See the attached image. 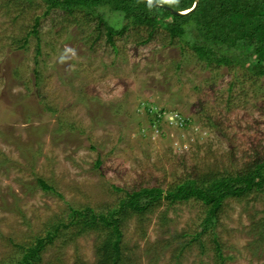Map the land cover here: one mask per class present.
<instances>
[{
    "label": "rangeland",
    "instance_id": "obj_1",
    "mask_svg": "<svg viewBox=\"0 0 264 264\" xmlns=\"http://www.w3.org/2000/svg\"><path fill=\"white\" fill-rule=\"evenodd\" d=\"M108 16L114 29L124 24ZM147 37L148 28L129 26L109 41L82 13L73 19L46 14L38 0H0V264L68 224L70 207L106 214L126 192L165 194L189 177L264 161V79L206 67L164 30ZM168 201L121 219L118 264H175L176 250L180 264H264V243L249 229L252 216L264 217V188L223 201L203 234L206 205ZM76 227L46 245L39 264H99L109 230L76 236Z\"/></svg>",
    "mask_w": 264,
    "mask_h": 264
},
{
    "label": "trees",
    "instance_id": "obj_2",
    "mask_svg": "<svg viewBox=\"0 0 264 264\" xmlns=\"http://www.w3.org/2000/svg\"><path fill=\"white\" fill-rule=\"evenodd\" d=\"M49 12H59L63 16L75 19L83 14L87 22L97 21L103 25L108 40L113 33H122L129 26L148 28V42L155 31L160 29L167 33L171 40L178 39L190 49L199 63L204 66L240 67L249 76L264 79V0H171L170 5L163 0H38ZM177 15L175 12L186 13ZM115 17L124 24L120 29H114L109 24V16ZM36 25L38 20L35 21ZM23 39L21 48L26 44ZM179 63L176 64L178 67ZM148 114L153 113L152 107L147 108ZM166 111V110H165ZM164 108L160 110V115ZM156 118L158 115L155 116ZM160 120L162 116H159ZM158 121V119H157ZM181 127L191 123L188 119H179ZM41 188L52 191V187L43 180H38ZM264 188V161L253 162L243 170L234 174H203L189 177L181 183L164 191L160 188H141L126 192L118 205L106 214H96L87 207L76 209L70 207L67 216L69 223H56L46 231L44 236L33 239L25 249L21 258L14 264H39L40 255L54 239L62 235L68 226H77L76 236L90 230L107 228L106 240L97 249L100 254L99 264H118L123 261L120 227L125 214L142 213L154 208L161 199L169 203L195 199L207 206L202 221L203 232L215 227L217 212L226 199L241 202L252 191H262ZM250 232L259 235L256 242L264 243V217L259 220L251 218ZM196 235V239L201 236ZM217 238L213 241L219 252ZM193 241V240H192ZM191 242V241H190ZM189 242V243H190ZM186 246V244H185ZM184 245L182 244L180 250ZM180 251L172 256L175 264ZM129 256V255H128ZM222 254L217 257L222 261ZM127 258V257H126ZM126 260V259H124ZM157 257L150 259V264L157 262ZM8 264H12L9 262ZM221 264V262L219 263Z\"/></svg>",
    "mask_w": 264,
    "mask_h": 264
},
{
    "label": "water",
    "instance_id": "obj_3",
    "mask_svg": "<svg viewBox=\"0 0 264 264\" xmlns=\"http://www.w3.org/2000/svg\"><path fill=\"white\" fill-rule=\"evenodd\" d=\"M148 1H150L153 5H157L158 6V4H156L153 0H148ZM197 1L198 0H195V4L194 5H196L197 4ZM177 15H185V14H187L188 13V11L186 12V13H181V12H175Z\"/></svg>",
    "mask_w": 264,
    "mask_h": 264
},
{
    "label": "bare ground",
    "instance_id": "obj_4",
    "mask_svg": "<svg viewBox=\"0 0 264 264\" xmlns=\"http://www.w3.org/2000/svg\"><path fill=\"white\" fill-rule=\"evenodd\" d=\"M182 13V12H181Z\"/></svg>",
    "mask_w": 264,
    "mask_h": 264
}]
</instances>
